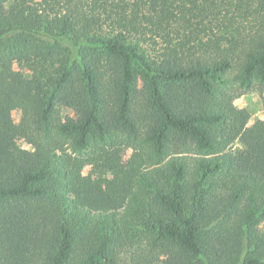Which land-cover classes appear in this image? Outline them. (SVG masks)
<instances>
[{"label": "trees", "instance_id": "obj_1", "mask_svg": "<svg viewBox=\"0 0 264 264\" xmlns=\"http://www.w3.org/2000/svg\"><path fill=\"white\" fill-rule=\"evenodd\" d=\"M256 91L264 0H0V264H264Z\"/></svg>", "mask_w": 264, "mask_h": 264}, {"label": "rangeland", "instance_id": "obj_2", "mask_svg": "<svg viewBox=\"0 0 264 264\" xmlns=\"http://www.w3.org/2000/svg\"><path fill=\"white\" fill-rule=\"evenodd\" d=\"M158 41L160 44H162V39L158 38ZM150 50H152V47H148ZM33 65L31 63L27 62H16L15 68L24 71L25 73H29V71L32 69ZM235 105L238 109L242 111L246 118L247 122V128L252 129L255 128L256 125L264 119V91H256V92H250L246 93L242 96H240L238 99L235 100ZM64 114L70 113L68 110H63ZM12 119L15 122L19 121V118L21 117V112L19 108L13 107L11 110ZM18 143L22 147H28L26 142L22 138H18ZM234 148L241 149L243 148V144L241 142V139H238L237 143H235ZM132 150L130 148H126L123 151V159L127 160L131 154ZM93 167V163L85 158L82 157L80 160V168L81 171L85 174H88L89 171H91ZM104 176H111V174L103 173ZM160 262L156 261V264H159Z\"/></svg>", "mask_w": 264, "mask_h": 264}]
</instances>
